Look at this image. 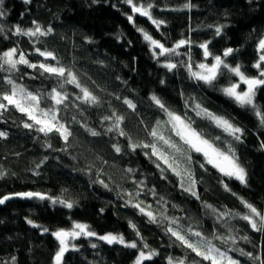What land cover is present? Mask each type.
Masks as SVG:
<instances>
[{
  "label": "trees",
  "instance_id": "1",
  "mask_svg": "<svg viewBox=\"0 0 264 264\" xmlns=\"http://www.w3.org/2000/svg\"><path fill=\"white\" fill-rule=\"evenodd\" d=\"M133 3L153 5L151 15L163 21L160 27L133 14L125 0H3L0 55L16 48L17 58L23 53L31 63L70 69L98 103L85 102L80 88L56 75L41 74L38 67L19 64L17 70L0 71V103L7 106V110L0 109V133H4L0 136V198L26 192L47 197L11 200L0 206V264H55L60 244L52 233L71 231L75 223L88 225L96 236L120 235L137 247L79 236L76 247L64 253L61 264H132L140 251L157 253L143 264H169L170 258L173 264L178 260L210 264L167 232L169 227L192 242L200 238L189 230L200 232L239 264H260L241 255V249L264 260V234L241 219L250 215L242 201L264 213V125L251 106L241 107L223 93L236 76L222 69L224 74L207 84L192 77L187 67L191 63L193 71H200L196 65H211L214 56H221L233 67L240 65L247 76L257 77L259 71L253 65L260 55L258 41L264 38V0ZM130 15L133 22L128 20ZM37 24L43 31L51 28V33L36 37L15 34L17 27L28 31ZM218 26H222L219 35L215 31ZM138 28L167 48L182 39L191 43L177 49L180 55L159 56V49H152ZM204 43L211 54L207 59L199 47ZM228 48L234 51L224 57ZM37 49L51 51L57 59L46 60ZM168 61L177 67L169 71L163 66ZM8 79L40 95L41 109L57 110L59 122L71 132L67 142L56 131L47 135L38 131L39 125L2 100L3 94L11 91ZM54 88L67 94L58 106L49 96ZM153 96L214 147L224 152L231 148L246 170L247 183L221 175L184 144ZM125 99L135 105L134 110ZM255 104L264 114V88L257 91ZM113 113L123 116L120 128L127 135L116 129L107 131L115 122ZM212 117L239 127L242 134L236 135L240 140ZM26 123L32 127L25 128ZM87 129L100 135L92 136ZM152 129L180 147L183 155L154 139ZM130 143H155L165 154L177 158L181 176L151 156L150 147L133 151ZM188 155L191 163L185 159ZM185 169L196 181L198 199L184 190L190 186ZM60 200L73 203V207L63 206ZM134 204L151 211L156 222ZM29 220L39 227H33ZM216 236L233 237L235 243L231 239L222 243Z\"/></svg>",
  "mask_w": 264,
  "mask_h": 264
},
{
  "label": "snow or ice",
  "instance_id": "2",
  "mask_svg": "<svg viewBox=\"0 0 264 264\" xmlns=\"http://www.w3.org/2000/svg\"><path fill=\"white\" fill-rule=\"evenodd\" d=\"M24 2L29 3L30 0H24ZM125 2L131 6L133 13H138L140 16L147 17L149 20L152 21L154 25H156L157 28H159L160 25L163 23V21L156 20L152 17L150 9L153 5L149 4L147 5V7H145L143 5L138 6L137 4L133 3V0H125ZM2 7L3 0H0V16L4 14L2 11ZM185 7H189V5H185ZM128 20L130 22H133V16H128ZM137 30L142 33L144 40L147 41L153 49H159V56L180 55L177 49L185 46L186 44L191 43V41L182 39L178 43H176L175 47L167 48L162 43L155 40L144 29L138 28ZM221 30L222 26L216 27V34L219 35L221 33ZM2 31L3 29L0 28V32ZM51 31V28L47 29V31H43L41 27L37 24L34 30L30 29L28 31H24L21 28L17 27L15 30V34L28 37H36L38 35H48L49 33H51ZM199 47L204 50L203 54L205 59H207L211 55L208 50L207 43L201 44L199 45ZM257 50L260 53L259 59L258 62L253 65V67H255L259 71V75L257 77L247 76L241 70L240 65H236L233 67L229 65L224 59H222L221 56H214V62L211 65L207 63H199L198 65H196V67L200 69V71H193L191 63H188L187 67L192 77L197 80H201L207 84H212L218 76L223 75L224 73L222 69L238 77L239 83H232L230 84V86L225 87L223 89L224 93L230 98L234 99L235 102L241 107L251 106L256 111V115L260 118L261 124L264 125V114L261 113V111L257 108L255 104V97L257 91L260 88H264V38H261L258 41ZM17 51L18 50L16 48H12L8 51L3 52V54L0 55V71L7 70L11 72L17 70V66L19 64L26 65L27 67L33 69H36L38 67L42 70L41 74L48 73L50 75H56L57 77L62 78L64 82L74 84L76 87L80 88L81 92L83 93L85 102H90L93 104L98 103V98L96 96L90 93L87 88L81 87L76 75L72 72V70L66 69L63 66L57 67L45 63H40L39 65L31 63L23 53H20L19 57L17 58ZM37 51L39 55L44 57L46 60L57 59L51 51H40L39 49H37ZM233 51V49L228 48L223 53V56L227 57L231 55ZM153 55L156 56L157 53L153 51ZM190 59L191 57L189 56V60ZM57 63L59 62L57 61ZM5 66H7V69H5ZM163 66L166 67L169 71H171L177 67V64L168 61L164 63ZM6 82L11 86V91L4 93L2 96V100L7 101V105L14 106L18 111L26 114L29 120L33 121L37 125H40L38 131L44 133L45 135L56 131L67 142L68 137L71 135V132L68 130L67 127H65L63 123L59 122L58 112L56 109H41L39 107L41 102L40 95L26 91L24 88L17 86L11 79H8ZM241 84L246 86V90H239ZM60 87H63V84H61ZM66 95V93L62 94L55 88L49 94L50 98L55 101V104L57 106L63 103L64 99H66ZM152 99L161 109H163L167 113L169 117V122L172 124V129L175 132V135L178 136L184 144L188 145L191 150H194L197 153H202L205 157V162L209 165H212L213 168H216L224 176L234 178L238 180L241 184L247 183L246 170L243 166H241L238 161V158L235 156L231 148H229L228 152H224L221 151L219 148L214 147L213 144H211L207 139L202 138V136L198 132L193 130L189 124H186L181 116L169 111L156 96H153ZM124 103L128 105L129 108L133 110L135 109V105L130 100L125 99ZM197 107L199 106L197 105ZM0 109L7 110V106L4 103H0ZM208 115L211 116L210 113ZM113 117L115 118V122L112 127H109L107 129V131L111 132L116 129L119 131L120 135H127V133H125L124 130L120 128V124L123 122L124 119L123 116H119L116 115V113H113ZM212 118L216 120L218 125H222L225 131H228L231 135H233L236 140H240V135H236L242 134V130L239 127H235L227 120L218 119L216 117ZM105 119H111V117H105ZM24 127L30 128L32 127V125L26 123L24 124ZM87 130L92 136L100 135V133L97 131L91 129ZM2 135H4V133H0V136ZM150 135L154 139L162 141L164 145H166L170 149H173L175 153L183 155V150L176 144H174L171 140L165 138L161 133L157 131V129H152ZM130 146L132 147L133 151L137 147H150L152 149L151 156H155L157 160L162 161L163 164L166 165L167 168L170 169L175 175L181 176L180 162L177 160V158L175 156L170 157L169 155L165 154L163 151L157 148V145L155 143H130ZM115 150L117 152H120L119 147H116ZM185 159L188 161V163H191L190 155L186 156ZM201 166L203 167V165ZM157 167H160V165L157 164ZM185 171L188 174L190 186L184 188V190L190 192L192 196L197 197L198 199V194L194 190L196 181L192 178V174L188 169H185ZM100 183H103V181H100ZM105 187H107V185H105ZM181 187H184L183 178L181 180ZM225 188L227 189V185H225ZM17 195L22 198L28 199H31L33 197H37L41 200L47 199V197H45L44 195L33 192L19 193ZM129 195L131 196V194ZM10 198L11 197L6 196L3 199H0V204H3L5 200H8ZM52 203L55 204L57 203V201L53 200ZM59 203L69 209L73 207V203L71 202L60 200ZM242 203H244L245 207L249 210L250 215H244L241 217V219L247 221L254 231H258L264 234V213L258 211L257 208L254 207L252 204H249L244 201H242ZM133 206L139 208L141 213L147 215L151 222H156V217L151 211H145V209L141 207L140 204H134ZM28 223L31 224L33 227H39V225L33 224L31 220H29ZM173 223H175V221H173ZM132 227L135 228L134 225ZM43 231L47 232L48 229L45 228L43 229ZM189 231L191 235L199 237L200 239L196 242H192L186 235L181 234L180 231L175 230L172 227H169L167 229V232H169L173 237H175V239L178 240L184 247L190 249L196 254V256L201 257L202 260L210 261V264H225V262L226 264H239L238 260H235L231 256L227 255L225 251H221L220 248L216 247L210 239L203 237L200 232H191V230ZM52 234L55 236V238L59 241L60 244V249L56 253L55 257L56 264H61L62 257L64 253L68 250L69 238L75 239L81 234L88 237L96 236L95 232L89 230L88 225L81 223H75L71 231L59 230ZM137 234L139 235V233ZM97 238L102 241H105L108 244L119 243L123 244L125 247H137V244L135 242H125L122 236L109 234L99 236ZM215 238L221 240L222 243H226L229 239L232 240L233 244L235 243V239L233 237L216 236ZM243 239L247 240L248 238L243 237ZM92 247H96V245L93 244ZM145 247H147V245H145ZM240 254L247 256L249 259L259 260L260 264H264V260H261L260 257H254L251 253H245L242 249L240 250ZM155 255H157L155 251H149L147 254L144 251H140L139 256L136 259V264H143L145 260H151ZM169 264H173L171 258L169 259ZM176 264H184V261L178 260Z\"/></svg>",
  "mask_w": 264,
  "mask_h": 264
},
{
  "label": "rangeland",
  "instance_id": "3",
  "mask_svg": "<svg viewBox=\"0 0 264 264\" xmlns=\"http://www.w3.org/2000/svg\"><path fill=\"white\" fill-rule=\"evenodd\" d=\"M21 1H24V0H21ZM138 5V4H137ZM139 6V5H138ZM131 12H132V8H131ZM133 13V12H132ZM133 14H135V15H139L138 13H133ZM152 48V47H151ZM153 49V48H152ZM158 52H159V50H157ZM234 83H239V80H238V77H236V81L234 82ZM239 90H246V86L245 85H243V84H241L240 85V89ZM223 93H224V91H223ZM226 95V94H225ZM227 96V95H226ZM229 97V96H228ZM230 98V97H229ZM185 121V120H184ZM185 123L186 124H188L186 121H185ZM217 123V122H216ZM220 126H222V125H220ZM39 127H40V125H39ZM191 127V126H190ZM192 128V127H191ZM193 129V128H192ZM194 130V129H193ZM203 138V137H202ZM189 147V146H188ZM200 155H202L203 156V154L202 153H199ZM204 157V156H203ZM205 158V157H204ZM207 164V163H206ZM207 165H209V164H207ZM210 167H212V165H209ZM216 169V168H215ZM217 170V169H216ZM218 171V170H217ZM219 172V171H218ZM220 173V172H219ZM221 175H223L222 173H220ZM225 177H227V176H225ZM227 178H229V177H227ZM232 179H234V178H232ZM111 235H115V234H111ZM80 236H83V237H88V236H85V235H83V234H81ZM116 236H118V235H116ZM120 236V235H119ZM97 237H99V235L98 236H93L92 238H95V239H97V240H100V239H98ZM77 240V238H75V239H72V238H69V240H68V250H73L76 246H75V241ZM102 241V240H101ZM103 242H105V241H103ZM126 242V241H125ZM106 243V242H105ZM128 243V242H127ZM130 243H132V242H130ZM108 244V243H107ZM113 244H118V245H123V244H119V243H113ZM124 246V245H123ZM130 248V247H129ZM227 255H229V254H227ZM139 256V254L137 255V257ZM137 259V258H136ZM136 259L132 262V264H136ZM146 261V260H145ZM225 264H226V262H225Z\"/></svg>",
  "mask_w": 264,
  "mask_h": 264
},
{
  "label": "water",
  "instance_id": "4",
  "mask_svg": "<svg viewBox=\"0 0 264 264\" xmlns=\"http://www.w3.org/2000/svg\"><path fill=\"white\" fill-rule=\"evenodd\" d=\"M6 197V196H5ZM8 197H11L10 199H8V200H5V202L4 203H7V202H11V200H22V199H25V200H28V198H22V197H20V196H18L17 194H11V195H8ZM4 198V197H3ZM3 198H0V199H3ZM33 198H37V197H33ZM32 199V198H31ZM3 203V204H4ZM2 204H0V206H1ZM55 238V237H54ZM56 239V238H55ZM55 260V259H54ZM61 262H62V260H61ZM55 264H56V260H55Z\"/></svg>",
  "mask_w": 264,
  "mask_h": 264
}]
</instances>
